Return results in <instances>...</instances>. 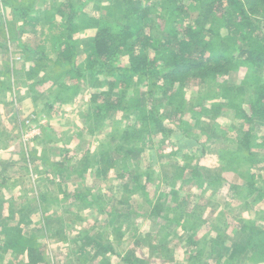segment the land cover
Segmentation results:
<instances>
[{
    "label": "rangeland",
    "instance_id": "rangeland-1",
    "mask_svg": "<svg viewBox=\"0 0 264 264\" xmlns=\"http://www.w3.org/2000/svg\"><path fill=\"white\" fill-rule=\"evenodd\" d=\"M69 1L80 10V21L100 17L112 27L120 23L118 11L126 8V0H0V238L7 225L1 216L14 214L31 221L12 225L20 223L22 230L32 233V240L47 249L49 245L57 249L60 239L56 232L62 230L68 243L66 255L61 256L65 263L92 258L90 253L79 254L72 248L82 238L71 244L68 237L92 233L113 244L123 231L128 238L123 237L122 243L132 248L123 253L101 252L91 262L264 264L263 122L255 121L251 127L257 166L251 169L245 161L236 166L239 172L225 171L221 160V153L245 156L234 140L235 114L223 99L224 87H243L242 97H237V91L231 95L246 104L255 96L257 83L264 82V70L234 64L240 67L238 72L211 78L204 85L191 82L180 92L170 88L154 92L147 89L148 80L124 89L110 87L112 79L101 65L94 73L75 78L49 61L27 60L16 45V32L21 28L29 32L25 34L27 46L36 49L40 37L41 41L49 37L64 23L58 16L56 22L46 21L45 12L61 5L68 10ZM141 3L147 5L148 1ZM22 8L32 10L31 15L24 18ZM196 17V13L190 14L188 24ZM90 33L91 28H85L73 36L80 43L79 62L93 49ZM120 65L126 61L113 63L114 67ZM64 84L69 91L62 90L65 97L56 100ZM137 90L153 92L146 98L147 119L137 111L110 112L97 119V110L91 105L95 93L131 98ZM214 105L221 109L213 111ZM217 122L227 126L228 139L219 129L216 133L211 129ZM124 145L134 152L125 156L119 151ZM106 151L116 166L103 178L96 165ZM12 160L19 162L14 165ZM198 164L200 181L193 177ZM146 172L151 174L149 182ZM248 172L255 174L252 183L243 177ZM133 179L146 189L137 188ZM77 195L98 201L94 206ZM77 214H83L85 221H79ZM192 237L198 246H193Z\"/></svg>",
    "mask_w": 264,
    "mask_h": 264
},
{
    "label": "trees",
    "instance_id": "trees-1",
    "mask_svg": "<svg viewBox=\"0 0 264 264\" xmlns=\"http://www.w3.org/2000/svg\"><path fill=\"white\" fill-rule=\"evenodd\" d=\"M141 1L126 0V8L117 13L119 16L116 19L117 22L120 20V23L113 27L105 24L104 19L100 17H86L80 21V10L70 1L67 3L68 10L65 5L52 7L45 12V20L53 22L56 21L55 16H58L57 18L64 19V25L59 26L57 32L49 37L45 36L36 49L23 42L27 33L21 28L15 34L17 46L24 51L27 60L41 63L49 61L59 69H66L67 73L75 78L81 77V74L85 75V72L94 73L96 66L101 65L102 72L112 79L110 87L122 89L129 88L134 83L142 85L148 80L147 89H153L154 92L164 88L180 92L191 82H197V85L201 86L211 78L229 76L231 72H238L239 66L242 65L264 70V0H146L147 5H142ZM21 11L24 18L32 12L25 8ZM54 12L56 13L52 14ZM193 13H196L197 17L193 23L188 24V18ZM85 28H91L93 49L84 61L79 62L80 55L75 44L77 40L73 39V36ZM118 59H124L126 65L114 67L113 63ZM161 68L164 69L163 72ZM257 84L255 96L246 104L244 99H232L231 95L237 91V97H242L240 95L245 93L243 87H224L223 99H226L235 114L233 131L237 133V137L234 140L239 150L245 154L244 157H239L240 155L234 152H228L227 155L221 153L225 171L239 172L236 166L245 161L250 163V168L257 166L251 145V127L255 121H261L264 125V82ZM62 90L68 92L69 87L66 84L61 85L56 100L65 97ZM107 94L109 93H95L91 98V105L97 110V119L110 112L116 114L134 111L147 119L149 110L146 98L152 97L153 92L137 90L131 98L126 95L108 98ZM220 109L219 105L213 106L215 112ZM211 129L214 133L219 129L221 136L228 139L229 136L225 133L227 126L225 128L217 122ZM123 139L127 141L128 134H125ZM119 151L126 154L125 156H129L130 151L134 152L133 149L126 150L125 145L120 147ZM204 156L207 158L205 151ZM96 166L99 175L106 178L116 166V162L111 161V154L106 151L101 154ZM198 167L199 164L193 170V177L199 178L200 181ZM145 176L146 182L152 180L150 172H146ZM177 177H182V174ZM243 177L251 183L256 179L252 172ZM134 181L137 183L138 179ZM251 183H247V186L253 187ZM137 185L140 190L146 189L145 185ZM64 194L70 197L65 191ZM172 195L177 198L175 192ZM75 197L89 202L84 196ZM94 199L96 201L89 202L91 205L98 201ZM158 206L154 209L157 215L160 213ZM21 230L19 226L5 229V233L12 232L5 248L18 249L21 252L24 249L29 250V264H37L34 258L37 257V261L41 259V255L36 252L37 245L21 236ZM13 239L16 241L12 242ZM193 239L192 237L193 246H198ZM262 252L264 253V247Z\"/></svg>",
    "mask_w": 264,
    "mask_h": 264
},
{
    "label": "crops",
    "instance_id": "crops-1",
    "mask_svg": "<svg viewBox=\"0 0 264 264\" xmlns=\"http://www.w3.org/2000/svg\"><path fill=\"white\" fill-rule=\"evenodd\" d=\"M21 8V5H20V7H18L17 9L19 10ZM28 15H31V14H28ZM58 19V18H57ZM49 22V21H48ZM53 22H56V21H53ZM3 27H4V31L7 29V23H4V25H3ZM25 30V29H24ZM26 31V30H25ZM26 33L28 34L29 32H27L26 31ZM29 35V34H28ZM31 35V34H30ZM90 36V35H89ZM45 37V36H44ZM74 39V38H73ZM39 41H38V45L40 44V42H41V37H40V39H38ZM81 40V39H80ZM26 45H27V43H26V41H25V37H24V41H23ZM76 46L78 47L79 45H80V43H78V40L76 41ZM16 45H17V43H16ZM37 45V46H38ZM77 51H78V54H79V49H77ZM25 58H26V56H25ZM86 73V72H85ZM58 93V92H57ZM8 150H10L11 151V149L9 148ZM11 153L13 154V152L11 151ZM11 154V155H12ZM12 162H13V164L15 165V163H17V162H19V161H17V160H12ZM4 180V182L7 180L8 181V179H3ZM9 191H11V190H9ZM3 197V196H2ZM9 197V196H8ZM7 197V198H8ZM8 200H11V197H9V199ZM41 202V201H40ZM90 202V201H89ZM123 204H124V202H123ZM95 206V205H94ZM94 206H91V207H94ZM78 215V214H77ZM76 215V217L79 219V221H85V219L83 218V214H80V215H78L77 216ZM20 217V218H19ZM19 217H17V215H14V214H12V215H9V216H7V217H5L4 215H2L1 216V219L2 220H5V221H7V225L4 227V229L2 230V233H1V238H0V264H29V257H28V255H29V250H26V249H24L23 250V252H21V251H18V249H14V250H12V249H7L6 250V248H5V243H7L8 241H9V238L11 237V234H12V232L10 233V232H7V233H5V229H9V228H12V227H14V225H12L13 223H14V221L16 222V221H22V220H26V221H31L30 220V218H28V216H26L25 218H23L22 217V215H19ZM19 218V219H18ZM64 219L65 218H67L66 217V215H64V217H63ZM63 218H61V219H63ZM22 223V222H21ZM10 224V225H9ZM12 225V226H11ZM15 226H19L20 228H21V226H20V223H18V224H16ZM22 229V228H21ZM56 233H58L59 234V239H60V241H59V243H57L58 244V246H57V249L55 250V248H54V245H49V248L47 249V248H45L44 246H42V245H40V243H38V242H36V241H34V240H32V237L30 236L31 234L30 233H28V231H24V230H21L20 231V235L21 236H23V237H25V238H27V239H29V240H32V242L34 243H36V245H37V253H39L41 256H40V258L41 259H39L38 261H37V257H35L34 258V262L35 263H37V264H73V263H70V261H69V263H65V261L64 260H62V255H66L65 253H64V248H66V250H68L67 248V245H68V243H66V240H67V238L65 237V234H63V232H62V230H59V231H57ZM72 235H73V233H71ZM124 234V235H123ZM15 235L17 236V237H19V235L17 234V233H15ZM101 235H97V234H92V233H90L89 235H88V233H84L83 234V236H81V234H79V236L78 235H76V234H74L72 237H68V240H69V242L71 243V244H74L73 243V240H75V239H78V238H82L83 239V241L82 242H79V243H77V245L76 246H73L72 248H76V250H77V253H79V254H89L90 253V255H91V261H92V259L94 258V260L97 258H99V254H101V252H110V253H117V252H120V253H123L125 250L127 251L128 249H130V248H132V246L131 247H125V245L122 243V239H123V237H125L126 239L128 238L127 236H128V233H123V231H121V237L119 238V239H117V241L116 242H114L115 244H117V245H115L114 243L112 244L111 242H106V240L107 239H105L106 237H104L103 238V240L101 239V240H99V237H100ZM16 237V238H17ZM102 238V237H101ZM16 240L15 239H13V241L12 242H15ZM109 241V240H108ZM119 243H120V245H119ZM49 244H51V243H49ZM139 244V247H141L143 250H146V248L145 247H143V245L142 244H140V243H138ZM117 246H119L120 247V250H117ZM107 249V250H103V249ZM21 249V248H20ZM56 251V252H55ZM62 251H63V253H62ZM109 253V254H110ZM16 254V255H15ZM36 254V253H35ZM56 254L58 255V257L56 256ZM108 258V257H107ZM2 259V260H1ZM66 261H68V259L66 260ZM77 261H78V263L79 264H97V263H95V262H97V261H94V262H91L89 259H88V257L86 256V258L85 259H77ZM106 261H108V259H106L105 260V262ZM139 261H140V259H139ZM154 261H156V259H154ZM152 262V261H151ZM150 262V263H151ZM149 263V264H150ZM75 264V263H74Z\"/></svg>",
    "mask_w": 264,
    "mask_h": 264
}]
</instances>
